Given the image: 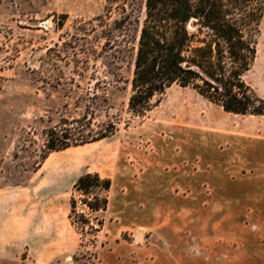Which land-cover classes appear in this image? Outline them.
Masks as SVG:
<instances>
[{
	"label": "rangeland",
	"instance_id": "374dc122",
	"mask_svg": "<svg viewBox=\"0 0 264 264\" xmlns=\"http://www.w3.org/2000/svg\"><path fill=\"white\" fill-rule=\"evenodd\" d=\"M145 1L127 0L128 12L143 15ZM107 7V0H0V191L40 193L69 173L70 186L54 192L69 201L68 214L74 196L89 223L69 218V232L52 235L66 247L53 249L51 264H98L114 239L141 244L150 202L160 212L227 215L234 229L243 222L244 240L230 234L226 255L212 251L210 261L264 264V115L226 113L177 85L144 117L130 113L137 26L126 32L116 22L121 10ZM260 28L258 55L244 79L264 98V15ZM73 120L81 121L75 127L84 139L110 123L117 131L47 153L46 132ZM85 173L112 181L107 212L91 213L72 193ZM114 201L123 211L133 203L131 229L120 236L113 234L124 224ZM35 242L21 246L19 264H38L35 256L41 264L45 248ZM195 253L203 254L198 244Z\"/></svg>",
	"mask_w": 264,
	"mask_h": 264
},
{
	"label": "trees",
	"instance_id": "16d2710c",
	"mask_svg": "<svg viewBox=\"0 0 264 264\" xmlns=\"http://www.w3.org/2000/svg\"><path fill=\"white\" fill-rule=\"evenodd\" d=\"M107 1L109 13L121 10L116 22L122 29L129 33L137 26L130 113L144 117L177 85L196 90L226 113L264 115V98L244 79L258 55L264 0H146L145 12L138 16L128 12L127 0ZM125 36L128 40L129 35ZM80 122L73 120L65 123L68 128L48 130L45 151L83 146L117 131L116 124L110 123L96 137L84 139L76 132L79 128L75 124ZM111 189L110 179L85 173L76 180L72 193H79L81 203L91 213H101L108 211ZM70 204L72 224L78 218L87 225L88 219L77 213L74 196ZM98 224L102 228L104 222L99 220Z\"/></svg>",
	"mask_w": 264,
	"mask_h": 264
},
{
	"label": "crops",
	"instance_id": "0c3cea01",
	"mask_svg": "<svg viewBox=\"0 0 264 264\" xmlns=\"http://www.w3.org/2000/svg\"><path fill=\"white\" fill-rule=\"evenodd\" d=\"M56 164L62 166L60 161ZM62 174L58 187L47 183L44 191L40 193L0 191V264H19L21 246H37L36 238L43 242L39 243V247L45 248L41 264L53 263L56 258L49 259L55 254L52 253L53 249L66 247L65 240L63 242L62 239L52 238V235L57 233L66 235L71 225L68 214L69 201L60 197L65 187L71 184L70 176L68 172ZM57 188L62 190L60 194H55ZM113 203L116 208L120 206L118 214L124 222L123 226L115 228L113 233L120 236L131 229L133 203L130 202L129 206L126 203L125 211L122 203ZM191 203L198 204L197 200ZM211 204L213 206V202ZM111 205L112 201H109V209ZM142 222L148 234H143L141 244H123L114 239L115 243L111 242L103 261L98 264H212V251H215L214 254L220 253V256L226 255L225 243L230 234H236V239L241 241L245 236L244 223L237 221L236 228H231L227 215L201 216L160 212L153 202H150L147 211L142 213ZM212 240H215L214 248L210 247ZM197 244L202 255L195 253ZM63 256L66 258L67 254ZM34 258L35 262L40 264L39 257ZM238 259L236 258V264ZM66 261L71 263L69 259ZM225 262L226 260H221L217 264H226Z\"/></svg>",
	"mask_w": 264,
	"mask_h": 264
}]
</instances>
